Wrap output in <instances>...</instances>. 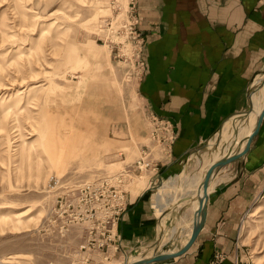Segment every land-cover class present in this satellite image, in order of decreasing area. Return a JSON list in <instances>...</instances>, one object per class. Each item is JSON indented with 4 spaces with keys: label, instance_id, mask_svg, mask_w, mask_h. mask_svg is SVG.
<instances>
[{
    "label": "rangeland",
    "instance_id": "1",
    "mask_svg": "<svg viewBox=\"0 0 264 264\" xmlns=\"http://www.w3.org/2000/svg\"><path fill=\"white\" fill-rule=\"evenodd\" d=\"M130 4L131 0H0V264H125L153 255L156 249L167 252L185 238L186 229L172 233L183 218L187 240L190 237L197 191L216 152L245 131L247 124L233 128L232 116L165 174L160 165L166 158L157 148L153 151L160 157L154 163L159 173L139 171L128 187L129 198L147 188L153 204L156 194L160 196L162 214L157 207L152 213L159 224L161 218L165 222L153 242L123 254L121 242H115L120 234L108 232L109 225L102 222L105 204L93 201L94 194L93 204L88 206L84 197L78 206L80 222L66 220L73 218L72 208L79 202L66 207L72 200L69 190L132 170L141 152L152 146L148 137L154 113L141 92L147 38L140 28L138 4ZM257 74H264V59ZM263 81L250 85L248 102L235 116L249 112L254 89L264 102ZM232 128L227 140L224 131ZM232 163L217 172L214 183L230 180ZM162 181L164 190L158 192ZM217 191L216 187L209 201ZM257 192L241 207L234 228L241 264H264V188ZM88 207L94 211L90 221ZM65 222L68 225L62 227ZM91 225L95 230L86 247ZM110 235L114 238L108 246ZM224 262L228 264L227 258Z\"/></svg>",
    "mask_w": 264,
    "mask_h": 264
},
{
    "label": "crops",
    "instance_id": "2",
    "mask_svg": "<svg viewBox=\"0 0 264 264\" xmlns=\"http://www.w3.org/2000/svg\"><path fill=\"white\" fill-rule=\"evenodd\" d=\"M137 9L147 38L143 99L150 113L173 125L177 136L160 165L165 174L196 143L210 138L229 118L241 113L250 85L260 83L262 77L256 71L264 59V0H139ZM231 165V178L216 186L205 226L192 248L149 264H210L217 251L227 254L228 264L233 261L238 252L234 228L241 207L264 188V119L249 152ZM150 182L152 186V178ZM146 190L132 194L120 220L123 254L138 244L153 242L159 228L162 231L165 219L159 224L152 213L153 207L161 205L153 204ZM185 229V238L167 252L179 250L187 241V220L183 218L172 233ZM161 252L165 251L156 249L153 255ZM126 261L123 263L131 262Z\"/></svg>",
    "mask_w": 264,
    "mask_h": 264
},
{
    "label": "built area",
    "instance_id": "3",
    "mask_svg": "<svg viewBox=\"0 0 264 264\" xmlns=\"http://www.w3.org/2000/svg\"><path fill=\"white\" fill-rule=\"evenodd\" d=\"M139 0H131V6L137 7ZM137 16H135L134 21L137 23ZM132 23V22H131ZM144 65V63H143ZM150 141L152 143L151 149L148 150V148L141 152V155L139 158L132 164L133 169H124L117 174L110 175L106 178H100L97 180H91L86 181L82 184L80 188H73L72 190H69V194L71 195L72 200L66 204V207L73 206V201H78L77 207H73V218L69 217L66 220L67 221H75L80 222L81 217L79 212L77 211L78 206L82 203V201L85 199V202L88 204H93V201H101L105 205H103L105 209V213L103 214L102 222L107 226L109 225L111 231H108L112 233L114 232V235H118L119 233L117 231L118 224L125 213L128 205L129 200V194L130 191L128 190V187L134 182L135 177H137V172H143L144 170H157L156 165H154L155 161L158 158H165L168 154H170L172 150L173 143L176 140V132L174 131L173 125L164 120L159 118L158 116L151 117V123H150ZM158 149V153L160 154V157L156 158L154 156L153 151L155 149ZM78 194V196H75ZM92 194H94V200L92 198ZM93 200V201H91ZM88 214L86 216V219L89 221L92 220L94 216L93 207H88ZM64 211L62 210L61 214L63 215ZM68 225V222H65L62 224V227H65ZM105 229V227H104ZM109 229V230H110ZM116 229V230H115ZM95 230V226L91 225L88 235V240L86 242V247H90V244L92 243V236ZM112 235H110V238H107L106 243L109 241L112 242L111 238ZM110 242V243H111ZM115 242L120 244V240L117 241L115 239ZM117 244V247H118ZM116 245V244H115ZM81 247H85L82 245ZM116 247V248H117ZM227 256L224 253H216L214 256V259L212 261V264H225V259ZM230 264H241V258L239 257V254H235V257L233 261H231Z\"/></svg>",
    "mask_w": 264,
    "mask_h": 264
},
{
    "label": "bare ground",
    "instance_id": "4",
    "mask_svg": "<svg viewBox=\"0 0 264 264\" xmlns=\"http://www.w3.org/2000/svg\"><path fill=\"white\" fill-rule=\"evenodd\" d=\"M260 75L262 77L261 80H264V74H260ZM263 109H264V102H260L259 99H257V96H255L253 91H252L251 92V104H250L249 112L246 114H242L243 117H241L242 115H240L239 117L238 116L233 117V119L235 120V126H233V128L239 129L243 124H247L245 131L241 130L239 132V135H238V137L234 143L230 144V142H229V144L227 145L226 148H224L223 150H221L219 152L217 151L216 155L212 159L213 163L217 162L218 160H220L223 157L233 155V154L238 153V152H243L245 150L247 143H248V139L255 129L258 116L261 114ZM233 128L224 131V135L227 138V140H230L231 131L233 130ZM216 174H217V171L214 173L213 177L211 178L209 187L207 189L208 195H210L212 193V191L215 190V188H216L215 186L218 184V183L213 182V178ZM205 175H206V173L204 174V178H205ZM204 178H203V181H204ZM203 181L201 182V184L198 188V191H197V195H196L197 196V207L195 208V211H194L193 222H192L193 226H194L195 220L200 218L202 215V204H201L200 199L204 200V204H207V202H208L207 199L205 198V188L203 185ZM164 187H165V182L162 181L157 186L156 191L162 192L164 190ZM159 200H160V196L157 193L156 194L157 204H158ZM162 211H163L162 207L157 208L158 215H161ZM192 231H193V228H192ZM191 234H192V232H191ZM191 234H190V236H191ZM188 240L186 242H188ZM140 259H141V257L138 259H133V260H131L130 264L137 261V260H140Z\"/></svg>",
    "mask_w": 264,
    "mask_h": 264
},
{
    "label": "water",
    "instance_id": "5",
    "mask_svg": "<svg viewBox=\"0 0 264 264\" xmlns=\"http://www.w3.org/2000/svg\"><path fill=\"white\" fill-rule=\"evenodd\" d=\"M249 101L251 104V93L249 94ZM263 119H264V109L261 112V114L258 116L255 129L252 132V134L250 135V137L248 139L247 146L243 152H238V153H235L233 155L223 157L220 160H218L217 162L213 163L208 168L206 175H205V178H204V181H203V185L205 188V198L207 199V201H209V198L211 195V194L210 195L207 194V189L209 187L211 178L213 177L214 173L216 171L218 172L220 169L224 168L226 165L243 158L249 152L250 147H251V143L254 140V138L257 136ZM200 201L202 204V215L200 218L195 220L192 234H191L188 242H186V244L182 248H180L177 251H173V252H161V253L155 254L151 257L141 258L140 260H137L131 264H149L151 262L164 261V260H168V259L180 256L183 253L190 250L192 248V246L194 245V243L197 241L201 231L203 230V228L205 226L206 219H207V204H208V202H207V204H204L203 199H200Z\"/></svg>",
    "mask_w": 264,
    "mask_h": 264
}]
</instances>
